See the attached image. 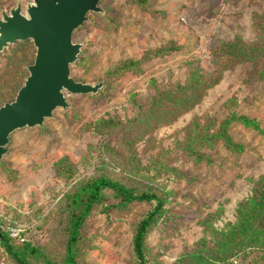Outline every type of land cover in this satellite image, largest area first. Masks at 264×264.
Here are the masks:
<instances>
[{"label": "rangeland", "instance_id": "374dc122", "mask_svg": "<svg viewBox=\"0 0 264 264\" xmlns=\"http://www.w3.org/2000/svg\"><path fill=\"white\" fill-rule=\"evenodd\" d=\"M18 4L25 14L33 0H0V20ZM98 7L73 33L70 77L102 87L64 92L66 108L10 135L0 231L23 234L37 252L30 264H63L65 198L105 177L164 201L144 238L148 264H264V229L252 222L264 209L249 210L264 189V0ZM34 57L30 40L0 52V106ZM153 207L104 190L80 230L78 264H138L132 240ZM0 264H15L1 243Z\"/></svg>", "mask_w": 264, "mask_h": 264}, {"label": "water", "instance_id": "95a60500", "mask_svg": "<svg viewBox=\"0 0 264 264\" xmlns=\"http://www.w3.org/2000/svg\"><path fill=\"white\" fill-rule=\"evenodd\" d=\"M101 0H33L25 14L20 4L0 20V52L9 45L31 40L35 47L33 64L14 100L0 107V160L6 154L10 135L23 128L41 126L57 108H66L64 92L95 94L102 87L76 82L70 65L81 46L73 33L89 13L101 12Z\"/></svg>", "mask_w": 264, "mask_h": 264}, {"label": "trees", "instance_id": "16d2710c", "mask_svg": "<svg viewBox=\"0 0 264 264\" xmlns=\"http://www.w3.org/2000/svg\"><path fill=\"white\" fill-rule=\"evenodd\" d=\"M161 50H164V48ZM31 64H33V62ZM12 101H7L5 103H10ZM4 104H2L1 106H3ZM104 190L112 191L123 204H130L133 202L154 203L153 209L149 211L145 215V217H143L138 222L132 240L133 255L136 261L138 262V264H148L145 259L144 249H143L144 238L149 228L152 226V224L155 223L156 220L162 215L164 201L156 194L150 192L136 193L133 190L117 182L111 181L110 179L105 177H98L95 179L82 182L79 186L75 188L73 192L68 194L65 198L66 211H67L68 237L66 239L64 246L65 257L63 264H78V259L80 256V248H79L80 230L86 218L89 216L93 206L98 202L101 193ZM261 191H262V195L259 196L257 195L258 200L252 201L253 205L249 207V210H252L254 207L257 206H263L264 209V189ZM259 213L260 212H258L257 210L254 209L252 210V222H258L259 227L261 229H264V218L261 219L262 217H258ZM21 236L24 237L23 234H21ZM0 243L4 251L7 253V255L15 264H30L27 261L28 253L29 252L37 253L34 248H31V246L26 243V239L23 243H19L17 240L11 239L7 231L5 232L0 231Z\"/></svg>", "mask_w": 264, "mask_h": 264}, {"label": "built area", "instance_id": "2783aa9c", "mask_svg": "<svg viewBox=\"0 0 264 264\" xmlns=\"http://www.w3.org/2000/svg\"><path fill=\"white\" fill-rule=\"evenodd\" d=\"M8 235L11 239L17 240L19 243H23L25 238L21 236V232L14 228L8 229Z\"/></svg>", "mask_w": 264, "mask_h": 264}]
</instances>
